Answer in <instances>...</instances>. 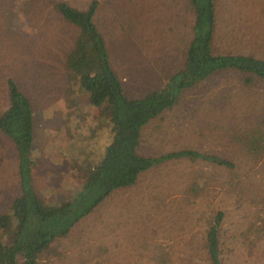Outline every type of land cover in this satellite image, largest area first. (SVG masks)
<instances>
[{"label":"rangeland","instance_id":"374dc122","mask_svg":"<svg viewBox=\"0 0 264 264\" xmlns=\"http://www.w3.org/2000/svg\"><path fill=\"white\" fill-rule=\"evenodd\" d=\"M53 1L85 10L91 0H0V113L12 78L32 105L34 190L46 202L65 200L112 137L109 121L68 77L65 59L78 29ZM97 1L93 21L128 96L145 95L181 66L191 35L186 0ZM215 4L214 46L264 58V0ZM240 77L220 71L183 91L177 105L143 126L138 145L149 156L215 154L232 168L186 157L155 164L53 241L41 264H158L159 252L167 264H208L205 234L217 212L222 263L264 264V152L250 155L236 139L263 127L264 82L247 87ZM19 193L17 154L0 131V211Z\"/></svg>","mask_w":264,"mask_h":264},{"label":"trees","instance_id":"16d2710c","mask_svg":"<svg viewBox=\"0 0 264 264\" xmlns=\"http://www.w3.org/2000/svg\"><path fill=\"white\" fill-rule=\"evenodd\" d=\"M185 3L187 14L191 16V35L181 66L169 70L163 83L145 95L130 97L112 67L103 35L93 21L98 1L91 0L85 10L65 1H53L61 17L78 29L74 46L65 59L68 77L70 74L77 79L78 90L87 102L109 121L112 137L100 160L87 166L85 178L65 200L42 201L34 190L32 107L17 83L12 78L6 80L7 105L0 113V131L13 143L17 154L20 193L12 200L8 211H0V264H41L43 253L50 249L53 241L69 234L78 221L115 190L133 186L141 172L163 160L200 158L233 167L232 162L218 155L193 149L173 150L159 156L143 155L138 151L142 128L149 119L177 105L183 91L213 74L227 70L236 72L247 87L264 82V58L214 46L218 36L217 33L215 38V0H186ZM25 8L23 2L17 9ZM260 124L263 130L257 127L236 138L255 157L264 152V111ZM221 218L222 213L217 212L206 229L208 264H223ZM254 228L262 232L260 226ZM153 259L158 264H167L168 255L159 252Z\"/></svg>","mask_w":264,"mask_h":264},{"label":"crops","instance_id":"0c3cea01","mask_svg":"<svg viewBox=\"0 0 264 264\" xmlns=\"http://www.w3.org/2000/svg\"><path fill=\"white\" fill-rule=\"evenodd\" d=\"M30 101V100H29ZM30 104H31V102H30ZM31 107H32V105H31ZM32 113H33V110H32ZM33 120H34V116H33ZM34 129H35V127H34ZM33 136L35 137V135H34V132H33ZM34 137H33V145H34ZM107 145V144H106ZM105 145V146H106ZM33 147V146H32ZM34 151V150H33ZM34 154V153H33ZM49 156H50V154H48ZM36 158V157H35ZM69 159V160H71V155L70 156H67L66 157V159ZM55 160H64V157H62V156H59L57 159H55ZM61 165H63V164H61ZM34 184H35V182H34ZM105 201H103V202H101L100 204H102V203H104ZM99 206V205H98ZM70 233V232H69Z\"/></svg>","mask_w":264,"mask_h":264}]
</instances>
